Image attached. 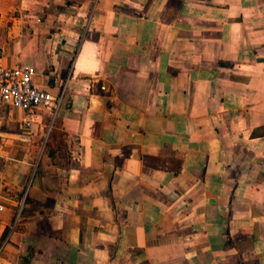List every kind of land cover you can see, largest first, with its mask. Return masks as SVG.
I'll list each match as a JSON object with an SVG mask.
<instances>
[{
    "label": "crops",
    "instance_id": "1",
    "mask_svg": "<svg viewBox=\"0 0 264 264\" xmlns=\"http://www.w3.org/2000/svg\"><path fill=\"white\" fill-rule=\"evenodd\" d=\"M0 49L65 87L0 101V264H264V0H0Z\"/></svg>",
    "mask_w": 264,
    "mask_h": 264
},
{
    "label": "built area",
    "instance_id": "2",
    "mask_svg": "<svg viewBox=\"0 0 264 264\" xmlns=\"http://www.w3.org/2000/svg\"><path fill=\"white\" fill-rule=\"evenodd\" d=\"M2 53L0 49V57ZM36 73L37 70L32 65L6 66L0 64V101L25 111L27 117L25 123L29 128L33 127V123L40 118L43 111L50 113V124L52 125L60 112L65 93V87L58 94H54L37 84L34 80ZM50 129L51 127L48 133ZM24 201L25 197L18 207L14 227L23 211ZM3 209L4 205L0 203V210Z\"/></svg>",
    "mask_w": 264,
    "mask_h": 264
}]
</instances>
